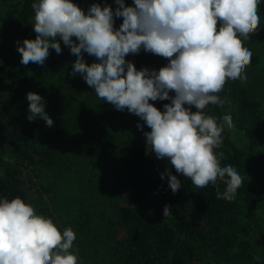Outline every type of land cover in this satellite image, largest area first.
Returning a JSON list of instances; mask_svg holds the SVG:
<instances>
[{"label": "trees", "instance_id": "obj_1", "mask_svg": "<svg viewBox=\"0 0 264 264\" xmlns=\"http://www.w3.org/2000/svg\"><path fill=\"white\" fill-rule=\"evenodd\" d=\"M34 2L0 0V199L21 198L61 233L71 227L78 264H264V0L257 32L242 41L253 54L247 80H227L217 94L225 104L204 110L218 124L230 114L242 136L239 145L225 125L215 149L220 166L231 164L243 178L231 201L217 198L226 188L222 181L197 188L170 161L158 159L147 145L146 123L97 99L94 89L79 111L84 94L77 96L67 80L77 57L62 40L61 53L49 49L43 65L21 64L18 46L36 36ZM72 2L85 14L94 3L117 8L115 0ZM124 4L134 6V0ZM114 19L118 29L122 18ZM126 60L157 72L169 63L143 48ZM55 81L69 89L54 102L46 92ZM39 90L58 130L39 117L28 119L27 94ZM170 102L150 101L161 111ZM168 172L181 182L176 193ZM165 205L171 213L164 217Z\"/></svg>", "mask_w": 264, "mask_h": 264}, {"label": "clouds", "instance_id": "obj_2", "mask_svg": "<svg viewBox=\"0 0 264 264\" xmlns=\"http://www.w3.org/2000/svg\"><path fill=\"white\" fill-rule=\"evenodd\" d=\"M115 3V11L110 5L94 3L87 14L72 0L32 3L36 36L18 46L21 64L43 65L49 49L61 53L62 40L77 57L72 75L80 74L97 99L140 117L151 129L144 135L158 159L170 161L176 173L197 188L215 187L222 181L226 188L223 193L217 191V198L233 200L243 178L231 164L221 167L214 151L222 144L225 125L234 127L233 119L224 115L218 124L204 110L209 104H225L217 94L227 80H247L245 69L253 54L242 41L258 30L260 0ZM114 18H122L118 29ZM141 48L169 63L158 72L137 70L126 56L138 54ZM83 53L97 62L86 63ZM27 100L28 119L39 117L51 127L53 120L45 112L43 98L29 92ZM157 100L171 102L161 111L150 103ZM167 175L176 193L181 182L171 172ZM170 213L165 205L164 217ZM75 239L71 227L61 233L51 219L37 215L21 198L0 199V264H78V256L70 251Z\"/></svg>", "mask_w": 264, "mask_h": 264}, {"label": "rangeland", "instance_id": "obj_3", "mask_svg": "<svg viewBox=\"0 0 264 264\" xmlns=\"http://www.w3.org/2000/svg\"><path fill=\"white\" fill-rule=\"evenodd\" d=\"M85 55L87 56L88 54L87 53H85ZM68 80V82H69V85H72V89H74L75 88V90L78 92V95L77 96H80V94L81 93H83L84 95H83V97L81 98L82 100L84 99V97H85V99H84V105H82V108L79 110V111H81L83 108H84V106H85V103H88L89 102V100L91 99L90 98V96L91 95H93V88H90L88 85H87V83L85 82V80L83 79V77L82 76H76V75H69V79H67ZM59 81H55V88H54V90L53 91H47L46 93H47V96L51 99V100H53L54 102L55 101H57V99L59 98V97H61V95L63 94V93H65L66 92V90H68L69 89V85H65L64 84V86H61L59 83H58ZM33 93H36V94H41L40 93V90L37 92V91H33ZM62 93V94H61ZM41 97L43 98V95L41 94ZM45 112H46V110H45ZM48 113H51V112H48ZM52 127V129L53 130H58V126H51ZM230 130V132L232 133V137H233V139L240 145V144H242V136H241V134L239 133V132H237L234 128H232V129H229ZM61 134V133H60ZM60 134H59V136L58 137H55V138H53V141H54V143L55 144H57L58 143V141L60 140ZM215 151V150H214ZM216 152V151H215ZM72 201H74V200H72ZM64 207V206H63Z\"/></svg>", "mask_w": 264, "mask_h": 264}]
</instances>
